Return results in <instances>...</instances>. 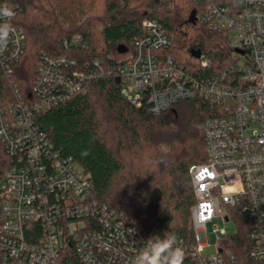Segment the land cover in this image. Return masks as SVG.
Segmentation results:
<instances>
[{"label":"built area","instance_id":"built-area-1","mask_svg":"<svg viewBox=\"0 0 264 264\" xmlns=\"http://www.w3.org/2000/svg\"><path fill=\"white\" fill-rule=\"evenodd\" d=\"M191 1L202 24L227 35L232 63L219 72H190L165 53L171 40L160 23L144 20L145 35L117 70L99 58L80 63L44 53L35 67L34 97L0 107V143L12 162L1 183L0 264H63L66 247L82 264H132L142 250L145 241L137 228L95 197L89 176L55 150L35 121L39 113L84 93L89 82L111 77L122 83L128 101L146 103L154 115L183 100H208L206 161L189 171L193 244L178 245L194 264H264V0ZM4 6L8 1L0 0ZM15 17L16 12L0 52L8 75L25 46L23 29L12 24ZM8 22L0 17V24ZM199 60L202 70L212 67L209 58ZM126 88L137 94L130 96ZM216 218L234 222L236 232L219 238L215 253L205 254L208 225ZM240 232H245L242 244Z\"/></svg>","mask_w":264,"mask_h":264},{"label":"trees","instance_id":"trees-1","mask_svg":"<svg viewBox=\"0 0 264 264\" xmlns=\"http://www.w3.org/2000/svg\"><path fill=\"white\" fill-rule=\"evenodd\" d=\"M7 1L16 12L12 24L25 33V46L11 65V74L0 64V107L19 97L25 101L34 97L35 67L44 53L80 63L99 58L117 70L132 59L135 40L145 35L144 20L160 23L171 40L165 53L192 73L208 76L232 63L226 33L202 24L191 0ZM195 52L212 61L209 70L200 68ZM122 89L117 77L89 82L84 93L39 113L36 124L55 150L72 157L89 176L95 197L137 228L144 241L169 232L188 249L193 244L195 204L189 171L206 161L204 123L212 115L211 105L197 97L154 115L146 103L138 107L128 101ZM108 122L111 127L105 129ZM109 132L116 136L117 152L110 146ZM11 165L0 143V198ZM244 234L238 238L241 244ZM62 263L82 264L70 247L65 248ZM183 264H194L188 251Z\"/></svg>","mask_w":264,"mask_h":264},{"label":"clouds","instance_id":"clouds-1","mask_svg":"<svg viewBox=\"0 0 264 264\" xmlns=\"http://www.w3.org/2000/svg\"><path fill=\"white\" fill-rule=\"evenodd\" d=\"M13 9L4 6L0 8V17L6 18L9 22L0 24V52L6 47L12 31L10 21L14 18ZM130 233L134 229H129ZM184 251L178 245V238L175 234L165 232L163 237L154 235L145 242L142 250L133 259L132 264H183Z\"/></svg>","mask_w":264,"mask_h":264},{"label":"rangeland","instance_id":"rangeland-1","mask_svg":"<svg viewBox=\"0 0 264 264\" xmlns=\"http://www.w3.org/2000/svg\"><path fill=\"white\" fill-rule=\"evenodd\" d=\"M120 2H122V0H118ZM121 9L124 10L125 6L124 4H121ZM113 57H117V56H113ZM112 58V57H111ZM242 61H244V59L241 58ZM126 91L130 94V96L134 97L137 92H133L132 89L130 88H126ZM106 118H104V122H105ZM111 125L108 123L105 124L104 128L105 129H110ZM109 139H110V146L114 147V151L117 152V148H118V142L117 140H115L116 136L114 133L109 132ZM215 230H218V232H215ZM221 230H224L225 233L222 234ZM208 233H209V239H208V245L205 247L204 253L205 254H213L215 253L216 249H217V244L219 241V238H224L227 235H232L236 232V225L234 222H230V223H224L223 220L221 218H216L214 220V222L210 223L208 225Z\"/></svg>","mask_w":264,"mask_h":264},{"label":"water","instance_id":"water-1","mask_svg":"<svg viewBox=\"0 0 264 264\" xmlns=\"http://www.w3.org/2000/svg\"><path fill=\"white\" fill-rule=\"evenodd\" d=\"M195 15H196V11H194V12L192 13V17H191L192 20H195ZM193 54H194V57H195V58H197V59L201 58V53H200V52H195V53H193Z\"/></svg>","mask_w":264,"mask_h":264}]
</instances>
